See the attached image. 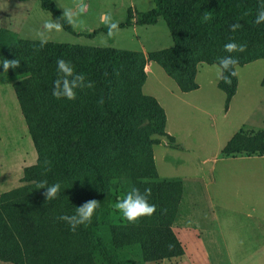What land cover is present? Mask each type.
Wrapping results in <instances>:
<instances>
[{
	"label": "trees",
	"instance_id": "1",
	"mask_svg": "<svg viewBox=\"0 0 264 264\" xmlns=\"http://www.w3.org/2000/svg\"><path fill=\"white\" fill-rule=\"evenodd\" d=\"M152 1L151 10L133 16L130 13L119 28L155 25L160 20L166 23L173 46L151 52L148 58L162 67L181 91L198 88L195 79L200 63L214 65L219 58L229 55L238 60V66L255 60L242 59L240 52L228 53L224 46L236 43L247 30L264 31V23H254L264 0ZM39 2L42 9L57 20L63 15L53 0ZM205 15L210 17L207 21L203 19ZM61 23L65 31L76 35L73 25L64 20ZM236 23L241 27L233 32L231 25ZM191 27L198 28L194 37ZM100 32L108 33V29L95 31L96 34ZM214 32L216 40L212 37ZM119 55L130 60L129 72L123 67L126 61ZM0 58L20 60L19 68L8 70L10 75L29 74L27 79L14 85V91L38 153L37 164L25 170V180L29 184L0 196V261L10 264H135L133 258L138 255L152 262L184 256L183 247L173 231L183 184L178 180L160 181L152 151L146 149L151 141L146 137L140 141V128L129 125L126 117L127 112L135 114L133 102L140 101L150 108L143 120L146 126L154 134L168 135L164 109L155 98L142 94L147 80L143 54L52 42L41 47L40 41L24 40L15 32L1 29ZM58 59L70 61L77 73L84 74L85 83L93 85L77 89L75 100L57 99L52 95L53 82L58 78ZM257 59H264V54ZM124 68L127 72L123 73ZM0 70L4 72L2 65ZM224 75L231 83L220 79L218 87L226 95L228 109L236 94L238 79L228 72ZM125 84L130 85L128 94L122 93ZM82 104L91 106L89 110L96 108V114L89 118L86 113L90 111L82 109ZM96 134L103 135L112 147L93 159L77 155L73 161L75 165L69 162L67 148H79ZM135 138H139L138 143L130 144ZM169 138L172 148L182 150L173 137ZM56 142L61 148L59 154L51 151ZM162 143L157 142L158 145ZM139 144L142 149L146 147L145 151L133 152L132 148H138ZM54 154L64 162L57 164ZM221 155L224 158L263 156L264 131L248 136L240 130ZM146 157L149 160L141 162L138 172L133 173L134 161ZM75 169L78 172L71 173L72 179L68 180L79 184L65 190L66 175ZM128 174L131 181L126 185L123 179ZM43 181L48 185L59 182L63 191L55 199L46 200V189L38 187ZM81 187L94 190L92 199L100 204L91 222L78 226L73 232L59 217L75 214L76 207L82 205ZM131 187L138 188L141 193L150 188L148 202L156 206V212L134 223L110 225L106 237H100L95 231L97 223L104 221L102 216L106 213L107 202H111L110 195L115 190L125 194ZM75 237L90 239L85 248L77 249Z\"/></svg>",
	"mask_w": 264,
	"mask_h": 264
},
{
	"label": "rangeland",
	"instance_id": "2",
	"mask_svg": "<svg viewBox=\"0 0 264 264\" xmlns=\"http://www.w3.org/2000/svg\"><path fill=\"white\" fill-rule=\"evenodd\" d=\"M53 1L62 12V6L68 7L70 3L74 2V0ZM183 1L188 3L195 0ZM120 2L121 0H84V3L89 7V11L79 14L78 22L73 27L82 32H87L88 29L91 31L93 28L90 36H97L95 44L103 46L99 48L115 49L112 47H104L113 41V37L109 38L107 33L104 32L96 34L95 31L101 28L105 29L104 27H106L101 22L102 15H108L113 21L120 24L127 21L130 13L132 16L138 13V8H136L133 0L125 1V4L118 6L117 4ZM145 2L147 7H153L152 0H146ZM51 19L54 21L57 20L50 13L42 9L39 0H0V30L7 29L15 32L21 39L40 41L37 32L44 31V22ZM196 28L191 27L192 37L198 31V28ZM164 29L165 32H161L160 30L159 33H155L154 38L165 39V37H168L171 41L172 38L167 26ZM116 34L120 44H127L129 39H131V35H133L132 32L129 34L126 29H119ZM216 35L217 33L215 32L212 35L215 40ZM45 37L47 42L87 44L84 38H76L64 29L60 32H46ZM132 39L135 38L133 37ZM90 41L93 45L94 41ZM236 43L247 46L244 52H240L243 55L241 56L242 59L249 60L253 58L255 60L244 66H237V94H235L236 97L232 104L229 118V114L224 116L226 95L218 87L219 79L216 76L215 70L212 68V65L204 63L198 64L197 67V72L199 68L204 67L202 68L204 70H201L202 72L198 77L199 85L201 86V89L195 95L198 99L194 97L188 100L193 104H197L198 107L188 106L187 103H179V106H184L181 114L176 112L172 113L169 128L177 132V136L187 149L185 152L169 150L167 147L172 148L170 144L172 140L169 137L172 136L154 134L152 129L146 126L143 120L145 119L146 112L150 108L143 104L141 105L140 101L133 102L135 114L131 115L129 112L126 113L129 125L140 128L138 132V134L140 133V141L145 137L151 141V144L147 148L144 147L142 149L139 144L140 146L138 148H132V151L142 150L143 152L145 148L147 152L149 150L152 151L153 161H155V156L157 158V168L161 174H158L160 181H168L171 179L185 180V194L188 197V202L186 204L184 203L188 215L186 224L192 230L191 232L202 239L207 250L212 253V258L216 259L218 256L214 255H216L217 250L221 249L223 260L227 257L226 246L223 240H228L229 233L232 237L234 235L237 237L241 235L245 237L251 236V233L246 230L247 221L245 220V214L238 212L239 202L247 201L250 192L253 195L264 194V158L233 160L222 157V151H220L221 146H224L225 142L232 135L228 131L229 121H237L238 123L248 116V121L241 128L246 135L251 136L264 131V59H257L264 54V31L256 29L251 31L247 30L239 36ZM161 44H163V41ZM121 46L136 48L132 44ZM150 53L144 51L142 53L145 60V72H150V69L146 68V62L150 61L148 58V54ZM119 57L123 61H126L123 67L128 70L130 60L128 59L127 61L126 56L119 55ZM125 68L121 72H127ZM28 77V73L12 76L0 70V196L3 193L27 186L29 182L25 180V170L28 167L36 165L38 162V153L14 91V85ZM157 79L161 80V83ZM166 79H168L170 85L176 83L174 79L167 76L162 67L157 70L156 75L153 74L150 76L149 82L154 87L152 90L159 96L168 95L166 89L168 84L164 85L162 83L163 80L167 81ZM129 88L130 85H123L122 93L128 94ZM148 89L147 92H144L142 89L144 96H151ZM197 101L199 102L196 103ZM158 104L160 105L159 102ZM81 108L89 110L91 106L82 104ZM185 109L188 111H185ZM89 111L86 115L91 118L96 114L97 109L94 108ZM261 122V127H255L253 125L261 124ZM188 132H191V134L189 135ZM139 138L133 139L130 144L136 145ZM158 141H162L163 143L158 145ZM175 143L177 144L176 140ZM111 145L110 141L106 142V138L103 135L96 134L89 141H85L79 148H67V159L72 163L75 161L74 159H77V155L83 158L93 159V157L101 156L99 154L100 152L108 151L112 147ZM60 149L57 142L51 147V151L56 152V154H59ZM54 158L57 164L64 162V159L56 157L55 154ZM148 160L149 158L146 157V159L140 158L134 161V166H132L133 173L138 172L141 162ZM73 172L77 173L78 169L68 171L65 179V190L71 189L79 184L75 181L70 182L68 180L72 179L71 173ZM254 174L257 175L254 176ZM130 179L128 174L123 179V182L128 185L127 182L131 181ZM81 189L83 192L81 195V199L83 200L82 204L89 200H94L92 199L94 198L93 194H95L94 190H86L83 187ZM123 195L121 190H115L110 195L111 202H107L108 207L106 213L102 216L104 221L97 223V231H95L100 237H106L105 233L110 229V225L117 226L128 223L115 208L116 202ZM103 203L106 204V202ZM178 223L175 221V228L173 224V231L180 238V236L184 235L185 230L182 229L180 221ZM223 232H225V235H223ZM89 239L88 237H75L74 246L77 249H83L87 246ZM191 251L192 254L155 262L146 261L140 255L137 257L134 256L133 259L135 264H211V262L206 260H195L200 259L197 256L201 253L198 248H193ZM246 253L245 250H240L237 252V261H230V263L224 261L221 263L261 264L259 261H244L246 258H249V255ZM0 264L10 263L0 261Z\"/></svg>",
	"mask_w": 264,
	"mask_h": 264
},
{
	"label": "crops",
	"instance_id": "3",
	"mask_svg": "<svg viewBox=\"0 0 264 264\" xmlns=\"http://www.w3.org/2000/svg\"><path fill=\"white\" fill-rule=\"evenodd\" d=\"M125 1L128 0H121V4L118 3V6H122L123 4H125ZM146 0H133L136 8H138V13H142L145 12L147 10H151L153 7H147V4L145 2ZM72 2V1H71ZM68 7H74V2L70 3ZM89 11V7H87V9L84 11L85 13H87ZM83 12V13H84ZM63 13V12H62ZM82 13V14H83ZM56 19V18H55ZM125 23V22H123ZM122 24V23H120ZM165 26L166 23L163 20H160L157 24L155 25H144V26H131V27H127V28H123L128 30L129 34L130 32H132L133 35H131V39H129L127 44H120L117 38V34L115 33V35L113 36V41L109 42L107 44V46L104 47H112L118 50H127V51H135V52H155V51H160L163 49H168L171 48L173 46V40L171 39V41L169 40L168 37H165V39H155L154 38V34L155 33H159V31L161 30L165 32ZM74 28V27H73ZM89 28V27H88ZM105 29H108V27H104ZM168 28V27H167ZM120 29V28H119ZM76 35L75 34H71L73 36H75L76 38H84L87 41V44H77V43H64V44H70V45H81V46H86V47H95V48H99V47H103L100 45L95 44V40L97 39V36L95 37H91L90 33L91 31H93V28L88 29L87 32L84 31H78L74 28ZM132 30V31H130ZM169 30V29H168ZM17 32V31H16ZM170 32V31H169ZM171 35V34H170ZM135 39H132V38ZM172 38V37H171ZM93 42V45L91 44V41ZM163 41V44H161V42ZM54 43V42H52ZM134 45L136 48H128L125 46H121V45ZM161 45H166V46H161ZM134 49V50H131ZM146 68L150 69V72L146 71L147 74V80L143 86V91L147 92V88L148 92L151 96L155 97L156 100L160 103V105L163 107V109L166 112L167 115V123H166V133L169 136H172L173 138H175L177 145H179L182 150H177L174 148H169L167 147L169 150L174 151V152H185L187 149L185 146H183V143L181 142V140L179 139V137L177 136V132H174L173 130H171L170 127V120H171V116L172 113L176 112L181 114V110L184 108V106H179V103H187L188 106H193V107H198L197 104H193L192 102H189L188 100L191 98L198 99L196 93L199 92V90L201 89V86L199 85V81H198V77L201 74V70H204L202 68H199L197 74H196V83L198 85V88L196 90L190 91V92H183L180 90L179 86L176 83H172L171 85L169 84L168 79H166L167 81L163 80L162 83L164 85L168 86L166 87L167 91H168V95L167 96H159L157 95L152 89L154 87H152V84L149 82L150 80V76L153 74H157V70L160 69V66L152 61H148L146 62ZM154 69V70H151ZM165 72V71H164ZM168 76V75H167ZM169 77V76H168ZM170 78V77H169ZM160 83L161 80L157 79ZM220 79L218 80L219 83ZM237 94V93H236ZM163 97V98H162ZM236 95L234 96V98L232 99L230 106L228 109H224V113L226 116L227 114L230 113V110L232 108V104L235 100ZM199 101H197L196 103H198ZM185 111H188L185 109ZM230 114L228 115L229 118ZM246 121H248V116L242 120L241 122L237 121H229V132L232 133V135L228 138V140L225 142V145L221 146V150H223V148L227 145V143L234 137V135L239 132L242 128V126L244 125V123L246 124ZM255 127H261V124H253ZM189 135L191 134V132H188ZM155 150V149H154ZM155 156V155H154ZM244 158H264V156H237V157H232V158H228V159H233V160H237V159H244ZM156 161V162H155ZM155 166L157 168V158L155 156ZM157 172L159 175L160 172L157 168ZM257 174H254V176ZM189 176V174H188ZM171 180H178L181 181L183 184V196H182V200L180 202V206H179V210H178V215L176 218V223H178V221H180V225L182 227V229L185 230L184 235L178 236L179 241L183 247L184 250V255L186 254H192L191 249L193 248H198V250L201 252L200 254H198L197 256L200 259H195L196 261H208L211 262V264H222L224 261H227L230 263V261H237V252L240 250H245L247 253V255H249V258H246L244 261H251V262H257L259 261L261 264H264V194L261 195H253L252 192H250L247 201L245 202H239L238 205V212L245 214V220L247 221V227L246 230L249 231L251 233V236H236L234 235L233 237L230 235V233L228 234V240H223L224 241V245L226 246V259H222V253H221V249L216 251V255L214 256H218L216 257V259L212 258V253L210 251L207 250L204 242L202 241V239L199 238V236H196L193 232H191L192 230L189 228V226H187V213L184 207V203L186 204L188 202V197L187 194H185V189H186V185H185V180L182 179H171ZM175 223V222H174ZM179 224V223H178ZM174 228H175V224H174ZM232 231V228H231ZM236 231V230H235ZM223 235H225V232H223ZM232 237V238H231ZM236 242V243H235ZM222 262V263H221Z\"/></svg>",
	"mask_w": 264,
	"mask_h": 264
},
{
	"label": "clouds",
	"instance_id": "4",
	"mask_svg": "<svg viewBox=\"0 0 264 264\" xmlns=\"http://www.w3.org/2000/svg\"><path fill=\"white\" fill-rule=\"evenodd\" d=\"M87 4L84 0H74V7H61L63 9V15L54 21L53 19L45 21L43 24L44 31H38L37 36L40 38L41 47L47 43L45 33H51L53 31L60 32L63 29L62 20L66 21L69 25H76L78 22L79 14L83 13L87 9ZM210 17L205 15L203 19L207 21ZM101 22L108 27L107 36L113 37L119 30V23L112 20L108 15L101 16ZM255 24L259 25L264 23V3H262L257 11ZM241 25L239 23L231 25V31H237ZM245 44H237L235 42H229L225 44L224 50L228 53L244 52L246 50ZM0 65H2L4 72L8 73V70L17 69L20 67V60L13 59L8 60L6 58H0ZM58 78L53 82L52 95L57 98H66L68 100H75L77 89L88 87L93 85L91 82L85 83V76L82 73H77L73 64L70 61L64 59H58L56 61ZM238 60L233 56H224L219 58L217 64L212 65L215 70L218 79H224L225 83L230 84L231 80L224 74L228 72L231 76L237 75ZM47 163V162H46ZM39 189H46L44 195L46 200L55 199L61 192V184L59 182L48 185L47 181H43L38 185ZM151 195V189L145 188L144 192L136 187H131L130 190L125 193L115 204L116 210H118L122 216L128 222H136L141 217L152 216L156 212V206L148 202V197ZM99 202L96 200H89L79 207H76V212L73 215H62L60 220L66 222L73 232L76 231L78 226L85 225L91 222V219L99 207Z\"/></svg>",
	"mask_w": 264,
	"mask_h": 264
}]
</instances>
